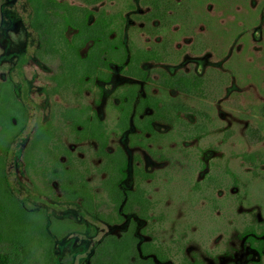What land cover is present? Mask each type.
<instances>
[{"label": "rangeland", "instance_id": "rangeland-1", "mask_svg": "<svg viewBox=\"0 0 264 264\" xmlns=\"http://www.w3.org/2000/svg\"><path fill=\"white\" fill-rule=\"evenodd\" d=\"M142 1L107 0L97 9L121 12L127 19V40L151 48L163 37L142 31L135 21L134 16L145 11ZM174 1H189L191 12L183 13L184 18L172 29L168 61L148 68L200 74L207 79L205 98L170 94L172 102L200 112L201 115L186 114L183 118L205 124L207 134L199 140L152 146L156 153H165L166 162L149 151L130 147L127 137L121 140L113 136L109 148L124 146L131 176L135 166L154 175L146 186L159 204L157 211L163 214L154 237L174 251L183 250L192 261L198 258L204 264H248V244L240 233L250 222H264V165L255 169L241 155L264 154V140L256 142L250 136V130L264 136V0ZM31 19L27 0H0V80L17 81L20 97L26 87L28 101L35 108L31 109L33 120L39 113L48 119L53 99L47 93L46 76L52 69L35 57L34 50L39 46L30 28ZM26 54L29 61L20 72L17 66ZM153 77L157 79L156 72ZM110 95L106 97L108 103ZM96 99V94L88 96L92 104ZM99 111L110 125L115 124V109ZM84 150L80 154L92 158L96 147L88 145ZM99 163L93 159L94 165ZM12 165L11 180L29 186L21 153L12 157ZM80 212L78 204H71L59 214L76 220L86 230L56 242L58 264H84L80 256L92 255L102 238L97 220L84 219ZM111 231L120 234L122 229Z\"/></svg>", "mask_w": 264, "mask_h": 264}, {"label": "flooded vegetation", "instance_id": "flooded-vegetation-1", "mask_svg": "<svg viewBox=\"0 0 264 264\" xmlns=\"http://www.w3.org/2000/svg\"><path fill=\"white\" fill-rule=\"evenodd\" d=\"M60 1L89 9V25L95 21L98 13L114 16V31L110 39L117 40V54L108 57L106 46L102 45L98 72L93 76L75 75L65 67L58 54L44 50L40 33L30 25L38 39L39 49L34 50L35 57L52 69L46 80L49 84L47 93L53 103L48 119L39 113L37 120H33L31 109L35 108L28 101L26 87L20 97L17 81L12 78L0 80V156L8 189L18 196L26 211L38 212L45 219L49 232L50 227L59 222L77 226L76 229L66 231L62 238L50 232L56 242L86 230L76 220L59 215L67 211L68 205L78 204L84 219L95 218L102 227V238L92 255L80 256L84 264L93 263L98 244L102 245L110 238L123 240L128 235L136 240L135 249L131 251L133 262L204 264L198 258L190 260L183 250L174 251L154 237L163 222L162 212L157 211L159 204L152 199L151 191L146 186L149 180L154 179V175L135 166L131 176L130 158L124 146L118 145L113 150L109 148L113 136L121 140L127 137L130 147L149 151L159 161L166 162L168 157L165 153H156L152 146H165L176 140L180 143L199 140L207 134L205 124L191 123L183 118L186 114L201 115L200 112L172 102L170 98L171 93L205 98L207 79L200 74L170 73L164 69L154 71L148 68L149 65H160L168 61L172 29L184 18L183 13L190 14V2L142 1L141 7L145 11L143 15H135V21L140 23L142 31L163 37L161 43L143 48L133 40H127V19L121 12L109 13L104 8L97 9L107 0H101L95 5L86 4L83 0H76L77 3ZM77 33V29L68 28L65 36L72 41ZM94 45L95 41L89 40L79 48V58L86 59ZM28 61L29 54H26L20 59L17 69L21 72ZM155 72L157 79L153 77ZM181 78L199 79L198 91L189 92L183 83L175 85ZM91 94L97 95L94 104L88 100ZM108 94H111L109 103L106 101ZM109 108L116 111L117 119L113 126L99 111ZM262 111L264 113V107ZM10 113L13 114L9 118ZM250 136L256 142L264 140L258 131L250 130ZM88 145L96 147L92 158L80 154L85 152L84 146ZM102 145L105 146V155L101 153ZM20 153L22 170L28 178L29 186L10 178L12 157ZM241 158L255 169L264 165V154L261 152L244 153ZM93 159L100 163L94 165ZM115 167L121 169L118 173L123 174L122 179L121 176L118 178L117 191H113L111 183L116 181L110 180L108 171ZM234 182L237 183L235 178ZM76 191L90 193L96 214L84 206L83 197L75 199L72 196ZM114 228H120L122 232L114 234L111 231ZM240 237L248 244L251 256L248 264H264V222L248 223ZM143 246L147 248L142 249ZM228 264L236 263L231 261Z\"/></svg>", "mask_w": 264, "mask_h": 264}, {"label": "trees", "instance_id": "trees-1", "mask_svg": "<svg viewBox=\"0 0 264 264\" xmlns=\"http://www.w3.org/2000/svg\"><path fill=\"white\" fill-rule=\"evenodd\" d=\"M83 1L95 5L101 0ZM28 3L32 9L31 26L40 33L44 50L58 54L65 67L75 75L93 76L98 72L97 69L101 65L99 59L103 51L102 45L106 46L108 57L117 54V40L110 39L114 31V16L104 12L98 13L95 21L89 25L88 17L91 12L87 8L71 6L60 0H28ZM68 28L78 30L72 41L65 36ZM89 40H94L95 45L86 59H80L78 49ZM99 40L103 42L99 43ZM180 83H183L189 92L195 93L198 91L200 80L181 78L175 82V85ZM12 114L10 113L9 118ZM104 148V145L100 147L101 153L105 155ZM3 167L0 156V264H58L54 254L56 241L50 232L62 238L66 231L76 229L77 226L59 222L57 225H52L49 232L45 219L38 212L26 211L18 196L8 189ZM108 171L110 180L116 181L111 183L113 191H117L118 178L119 176L120 179L123 178V174L118 173L121 169L115 167ZM72 196L75 199L79 196L83 197L84 206L90 208L91 213L96 214L89 192L76 191ZM135 244L136 240L131 235L123 240L110 238L102 245L98 244L92 264H142L132 261L131 251L135 249ZM146 248V246L142 247V249Z\"/></svg>", "mask_w": 264, "mask_h": 264}]
</instances>
